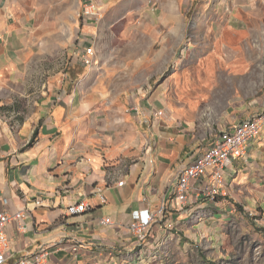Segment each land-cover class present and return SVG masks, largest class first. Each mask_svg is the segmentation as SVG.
I'll use <instances>...</instances> for the list:
<instances>
[{"label":"rangeland","instance_id":"obj_1","mask_svg":"<svg viewBox=\"0 0 264 264\" xmlns=\"http://www.w3.org/2000/svg\"><path fill=\"white\" fill-rule=\"evenodd\" d=\"M80 2L0 0V16L19 33L16 46L23 51L22 75L0 80V115L14 127L31 114L47 83L58 79L71 84L89 79V92L99 97L94 127L107 131V116L137 113L129 95L156 97L160 117L187 128L197 152L263 106L264 31L255 22L264 21V2L254 0L248 12L231 15V1L227 7L219 0H113L102 20H113L102 29L104 53L88 68L72 63L69 55ZM177 14L185 17L180 26L174 23ZM259 177L249 202L244 195L234 202L227 184L209 204L199 197V206L183 223L175 216L180 209L167 208L151 226L153 234L130 255L124 252L125 262L118 264H264V181ZM139 248L140 258L133 262Z\"/></svg>","mask_w":264,"mask_h":264},{"label":"crops","instance_id":"obj_2","mask_svg":"<svg viewBox=\"0 0 264 264\" xmlns=\"http://www.w3.org/2000/svg\"><path fill=\"white\" fill-rule=\"evenodd\" d=\"M111 1L98 0L102 12L98 20L80 16L69 55L76 46L91 45L93 64L98 62L104 53L102 29L113 21H102ZM230 1L231 15L241 10L248 12L254 2L219 0L227 7ZM119 5L117 1L111 6L112 18ZM184 20L178 14L174 17V23L179 26ZM255 23H260L264 31L263 20ZM249 30L245 33L250 34ZM18 38L19 33L0 16V80H15L22 75L19 62L23 51L16 46ZM88 80L73 84L68 79L48 82L31 114L15 127L6 115H0V209L11 214L21 211L24 215L21 218L24 229L18 228L20 219H13L7 225L13 256L5 264L41 250L47 252L45 264L125 262L124 252L128 255L137 245L126 227L133 211L152 210L165 200L168 209L181 210L175 216L177 223H183V217L200 204L194 188L189 195L188 209L173 203L176 173L197 152L192 151L190 131L175 121L154 116L152 113L160 108V100L154 96L156 101L151 97L145 99L142 93L128 98L134 105L131 108L143 110L144 116L139 112L120 113L116 119L109 115V131L107 127L95 128L99 97L94 91L89 92ZM139 96L142 97L139 99ZM33 128L36 134L29 144ZM259 176L264 181V130L249 146L247 160L235 158L226 166L223 187L229 184V196L234 202L241 200L238 198L241 195L249 202L256 194L254 185L259 186L256 182L260 181ZM119 181L123 183L120 185ZM99 195H103L104 202ZM205 198V204L212 202ZM80 201L88 208L69 214L67 207ZM102 217H110L114 224H101ZM141 250L134 255L133 262L140 258Z\"/></svg>","mask_w":264,"mask_h":264},{"label":"built area","instance_id":"obj_3","mask_svg":"<svg viewBox=\"0 0 264 264\" xmlns=\"http://www.w3.org/2000/svg\"><path fill=\"white\" fill-rule=\"evenodd\" d=\"M80 16L86 19L98 20L101 17V6L98 0H81ZM70 60L81 66L90 67L94 63V48L91 45L85 47H74ZM141 115L143 112L137 111ZM154 116L163 114L161 109H155ZM144 116V115H143ZM144 120V119H143ZM264 128V104L250 117L244 118L235 123L232 128L219 132L212 138L211 143L203 150L196 153L188 163L181 166L175 176V184L172 191L173 203L176 207L183 208L189 202V195L195 189V197H208L214 200L216 195L223 193L225 183V168L235 158L247 160L249 157V146L256 140ZM0 148V157H1ZM199 184H196V183ZM119 181L118 184H122ZM102 202L105 201L103 195H99ZM6 202V200H4ZM40 203V200H36ZM88 205L84 201L74 203L67 207L69 214H76L85 211ZM167 204L162 200L158 206L152 210L133 211L127 229L133 236L137 245H143L151 226L162 220ZM21 211L9 213L5 209H0V264H5L12 259L10 250L9 235L6 228L13 219H20L18 228L24 229ZM103 225H113L110 217L100 218ZM170 225V224H169ZM161 226V225H160ZM47 252L41 250L34 254H25L15 259L12 264H45Z\"/></svg>","mask_w":264,"mask_h":264},{"label":"trees","instance_id":"obj_4","mask_svg":"<svg viewBox=\"0 0 264 264\" xmlns=\"http://www.w3.org/2000/svg\"><path fill=\"white\" fill-rule=\"evenodd\" d=\"M35 134H36V129H34L32 136L30 137L29 144L33 142V139H34L33 137L35 136Z\"/></svg>","mask_w":264,"mask_h":264}]
</instances>
